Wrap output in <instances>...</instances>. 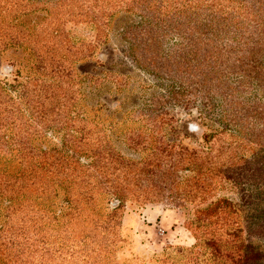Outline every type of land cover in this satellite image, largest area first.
<instances>
[{"label": "rangeland", "instance_id": "rangeland-1", "mask_svg": "<svg viewBox=\"0 0 264 264\" xmlns=\"http://www.w3.org/2000/svg\"><path fill=\"white\" fill-rule=\"evenodd\" d=\"M207 1L219 19L213 40H179L171 17L151 26L155 40L136 38L131 0H0V86L18 99L23 84L46 78L36 59L61 51L64 74L44 72L66 81L73 128L148 170L126 181L122 203L94 196L97 214L115 215L90 230L92 246L82 251L84 231L66 228L61 248L55 230L34 262L45 251L50 264H242L256 252L245 264H264V0H243L242 10ZM27 115L38 123L33 146L63 147V118ZM18 165L0 154L1 168ZM51 203L56 215L69 209L62 190Z\"/></svg>", "mask_w": 264, "mask_h": 264}, {"label": "trees", "instance_id": "trees-1", "mask_svg": "<svg viewBox=\"0 0 264 264\" xmlns=\"http://www.w3.org/2000/svg\"><path fill=\"white\" fill-rule=\"evenodd\" d=\"M131 1L127 9L141 17L140 29L132 32L139 34L136 38L143 36L144 40L145 37L155 40L151 26L166 17L172 18L169 23L175 26L170 32H176L179 40H213V36L218 34L211 31L214 20L219 19L215 11L211 14L210 6L213 3L207 0ZM232 1L233 6L236 3V7L241 10L245 5L243 0ZM226 23L229 25L231 21ZM209 34L212 36L209 37ZM46 53V58L36 59V66L43 70L38 74L46 78L38 81L39 78L33 77L23 84L18 99L8 95L0 86V154L18 160L19 164L15 172L0 167L1 264H50L52 258L45 251V258L38 257L36 262V256L33 255L38 254L44 245L51 248L50 235L55 230V234L61 235V248H69L66 228H72L78 233L84 231L79 236L85 239L84 243L80 242L82 251L88 245L92 246L90 230L105 229L115 215V210L110 215L97 214L94 210V196L98 192L105 193L122 203L131 195V190L125 185L127 180L148 179L143 176V172L148 173V170H138L134 164H126L122 156L114 154L112 148L107 146L108 143L105 146L97 136L93 137L90 133L85 136L83 127L73 128L79 116L65 110V106L70 105L61 100V97H65V101L69 99L67 87L62 85L66 81H56V78L44 72L48 69L56 73L57 78L61 77L65 72L62 63L68 58L55 48ZM23 108L25 111H22ZM28 112L31 119H47L49 115L63 118L64 128L68 131L63 147L48 151L33 146L31 137L38 123L28 119ZM8 129L11 134L7 136ZM82 156L91 157L92 160L81 163ZM183 161L182 158L174 159L169 167L173 168ZM206 162L203 161L202 165ZM203 168L205 171L209 169L208 166ZM163 169L169 170L167 167ZM58 190L63 191L69 205L68 211L62 215H56L52 210L51 201ZM210 210L215 211L213 207ZM200 212L209 213V210ZM58 222H61L59 229L56 228ZM258 255L261 258V253L256 252L242 255V264L254 257L259 258Z\"/></svg>", "mask_w": 264, "mask_h": 264}]
</instances>
